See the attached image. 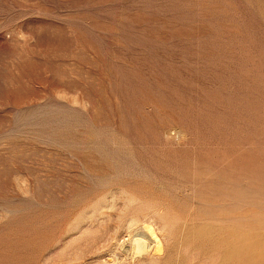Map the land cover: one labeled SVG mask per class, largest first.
<instances>
[{"label":"rangeland","instance_id":"rangeland-1","mask_svg":"<svg viewBox=\"0 0 264 264\" xmlns=\"http://www.w3.org/2000/svg\"><path fill=\"white\" fill-rule=\"evenodd\" d=\"M0 264H264V0H0Z\"/></svg>","mask_w":264,"mask_h":264},{"label":"bare ground","instance_id":"bare-ground-1","mask_svg":"<svg viewBox=\"0 0 264 264\" xmlns=\"http://www.w3.org/2000/svg\"><path fill=\"white\" fill-rule=\"evenodd\" d=\"M133 246H134L133 253L136 256H141V255H143L147 251V246L142 241H140V240H136L134 242V245ZM131 252H132V250H131Z\"/></svg>","mask_w":264,"mask_h":264}]
</instances>
